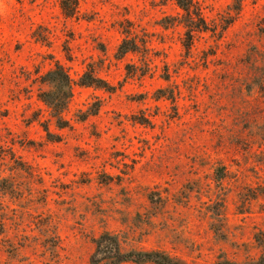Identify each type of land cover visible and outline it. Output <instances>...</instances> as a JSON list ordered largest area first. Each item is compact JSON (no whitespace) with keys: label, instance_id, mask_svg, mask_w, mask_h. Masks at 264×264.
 <instances>
[{"label":"rangeland","instance_id":"rangeland-1","mask_svg":"<svg viewBox=\"0 0 264 264\" xmlns=\"http://www.w3.org/2000/svg\"><path fill=\"white\" fill-rule=\"evenodd\" d=\"M194 1L208 29L189 37L175 0H79L71 17L0 0V264H87L103 232L182 264L261 254L264 0ZM124 31L137 50L118 58ZM55 62L114 87L74 85L62 129L39 98Z\"/></svg>","mask_w":264,"mask_h":264},{"label":"trees","instance_id":"trees-1","mask_svg":"<svg viewBox=\"0 0 264 264\" xmlns=\"http://www.w3.org/2000/svg\"><path fill=\"white\" fill-rule=\"evenodd\" d=\"M244 0H232L231 8L239 13ZM79 0H60V8L66 17L74 16L77 13ZM176 4L184 11L187 20L183 22L187 28V33L192 36L193 30H207L208 26L202 19L200 11L196 9V1L194 0H175ZM126 36L121 40L116 49V56L122 58L128 52H136L137 44L134 40L128 38L129 31H124ZM129 70V69H128ZM143 75V74H142ZM40 78V82L48 84L50 89L39 93L40 100L46 105L50 116L53 118L56 126L60 129L68 127V121L63 117V112L66 110L73 94V86H93L111 91L114 87L105 80L98 77L94 71L87 68L81 76L74 81L66 69L59 63L55 62L54 66L49 69ZM98 108L87 112L88 114H96ZM84 118V117H83ZM46 136L49 140H58V137L53 136L47 124L43 125ZM261 254L248 264H264V244ZM156 264H182L170 256L157 251L135 252L124 251L121 247L119 239L116 235L110 232L101 233L95 240V248L89 257L87 264H122L125 262ZM219 264V263H215ZM229 264V263H227ZM232 264V263H230Z\"/></svg>","mask_w":264,"mask_h":264}]
</instances>
